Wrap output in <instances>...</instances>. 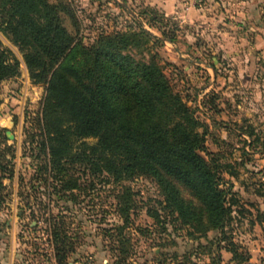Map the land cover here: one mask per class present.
Returning <instances> with one entry per match:
<instances>
[{"label": "rangeland", "instance_id": "rangeland-1", "mask_svg": "<svg viewBox=\"0 0 264 264\" xmlns=\"http://www.w3.org/2000/svg\"><path fill=\"white\" fill-rule=\"evenodd\" d=\"M44 1L73 43L113 38L134 65L160 66L205 125L200 153L225 179L227 216L223 228L210 224L192 190L169 177L117 183L76 164L79 186L64 189L42 148L47 84L31 78L30 48L0 27L20 64L19 75L0 82V264H53L62 221L75 245L63 264H116L122 185L136 204L125 264H264V0ZM167 182L184 213L170 205Z\"/></svg>", "mask_w": 264, "mask_h": 264}, {"label": "trees", "instance_id": "trees-1", "mask_svg": "<svg viewBox=\"0 0 264 264\" xmlns=\"http://www.w3.org/2000/svg\"><path fill=\"white\" fill-rule=\"evenodd\" d=\"M0 5V27L22 48H30L25 59L31 78L47 84L42 148L64 189L79 186L71 175L76 164L107 173L117 183L139 176L169 177L192 190L210 224L224 227L225 179L200 153L205 131L199 128L205 125L173 92L157 63L134 65L114 51L113 38L102 37L93 48L73 43L55 7L44 0H1ZM19 74V60L0 40V82ZM165 188L170 205L184 213L175 187L167 182ZM118 193L124 222L116 226L113 250L123 255L116 264H125L131 242L124 230L136 204L129 186L122 185ZM61 224L53 233L59 264L75 248L65 222Z\"/></svg>", "mask_w": 264, "mask_h": 264}, {"label": "built area", "instance_id": "built-area-1", "mask_svg": "<svg viewBox=\"0 0 264 264\" xmlns=\"http://www.w3.org/2000/svg\"><path fill=\"white\" fill-rule=\"evenodd\" d=\"M50 243L52 244L51 240H50ZM51 253H52V251H51ZM52 260H53V264H59L55 255H54V258Z\"/></svg>", "mask_w": 264, "mask_h": 264}]
</instances>
